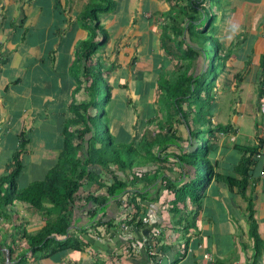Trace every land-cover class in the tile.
Wrapping results in <instances>:
<instances>
[{"label":"crops","instance_id":"1","mask_svg":"<svg viewBox=\"0 0 264 264\" xmlns=\"http://www.w3.org/2000/svg\"><path fill=\"white\" fill-rule=\"evenodd\" d=\"M114 1L115 9L97 13V21L94 14H88L87 7L100 0H0V182L3 188L8 187L4 177L15 168L18 159L22 164L18 184L24 186L45 177V170L48 173L60 153L70 145L74 146L72 153L81 156L89 142L92 144L93 131L82 138L74 105L88 96L84 90L86 80L82 71L86 61L82 52L92 30H96L95 23H100L109 34L100 52L104 77L110 85L105 117L113 141L141 145L143 139H152L159 133L157 117L162 112L159 80L165 66L159 61V51L151 54V45L160 49L167 8L163 0ZM218 11L221 22L215 38L225 44V51L221 44L219 53L221 49V55L227 57L213 89L216 96L221 93V98L223 94L233 96L231 107L223 111L233 110L235 114L230 121L221 119L230 128L217 134L209 158L222 177L247 175L246 195L252 198L257 229L264 241V174H261L264 158H256L254 153L258 143L264 140V0H225ZM108 67H111L109 74ZM78 78L83 82L79 84ZM247 117L253 120L251 125L246 123ZM140 152L145 155L143 149ZM150 163L142 167L148 170V175L160 170L174 179L179 177L177 163L170 171L159 163ZM92 168L108 176L103 167ZM107 168L115 169V165L110 163ZM128 173L116 169L115 174L124 180ZM140 180L145 184L140 186L152 192L151 198L163 189L159 177L151 182L145 177ZM83 181L80 190L85 187L87 190L89 185L99 195L104 189L96 190L97 184L92 180ZM79 202L76 224L88 223V208L93 205L83 199ZM154 202H144L149 207L144 213L149 223L141 228L130 225L128 232L117 228L110 236L98 237L89 227L81 235L86 243L81 250L38 259L31 256L21 264H172L179 249L170 245L160 255L152 256L142 248H132L137 242L147 247L152 242L153 231L167 223L160 204L158 212ZM112 203L98 217L104 214L105 219L117 223L122 209ZM246 205L237 187L230 189L223 178L212 180L201 200L197 228L189 233L190 246L176 264H264V243L260 255L255 256L254 241L249 235L251 225L244 214ZM22 207L23 204L14 201L3 208L0 200V225L9 224V232L12 231L16 220L13 218ZM25 210V215L18 214L29 220L27 215L35 213ZM41 226L42 223L27 229L34 232ZM227 238L232 241V247ZM174 249L177 251L173 252Z\"/></svg>","mask_w":264,"mask_h":264},{"label":"trees","instance_id":"2","mask_svg":"<svg viewBox=\"0 0 264 264\" xmlns=\"http://www.w3.org/2000/svg\"><path fill=\"white\" fill-rule=\"evenodd\" d=\"M179 1H183V4L176 9L180 4ZM167 2L169 3V0ZM208 2V0H172L170 2L171 9L164 13L162 21L161 43L165 52L168 55L179 56L181 60L187 59V63L181 66L182 71L178 73H172L163 67L159 80L160 97L166 94L167 98V105H162L160 102L161 110H176L188 127L190 145L185 151L180 150L179 153L174 154L176 158L174 164L179 165V177L174 179L160 170L149 180L147 178L148 170L140 175L143 165L150 162H152L150 164L159 161L165 162L169 159L170 153L164 154L162 150L170 142L178 139L174 133H171L170 136L157 133L152 139H143L141 145H137L133 141L124 144L113 141L105 117V105L111 97L110 85L104 77L103 62L100 61L102 60L101 54L95 55L101 48L100 46L103 47L107 43L109 34L102 27V36L96 39L98 32L92 30L91 37L82 52V57L86 61L82 71L83 78L86 80L84 90L88 96L74 105L76 122L81 126L82 138L93 131L92 144L89 142L86 152H81V156L73 154L74 146L70 145L60 153L58 160L45 177L24 186L18 184V177L22 169L21 161L18 159L15 168L4 177V182L8 187L3 188V184L0 182V200L3 208L16 201L34 213L43 216L44 219L42 226L34 232L27 229L26 221H21L13 226L11 232L4 234L2 247L9 251V264H21L31 256L38 259L55 253L81 250L86 244L81 239V235L86 233L89 227L92 228L96 236L103 237L106 234L109 236L114 234L117 228H122L124 224L141 228L144 224L149 223H144L142 220V217L147 216L144 213L149 209L144 202L156 201L160 196L161 189L157 190L155 196L151 198L152 192L149 188H137L136 186L137 181L144 177L148 182L157 177L162 179L161 187L165 189L167 198L162 202L160 210L161 212L171 211L174 216L172 225L167 223L162 226V229L153 231L152 242L148 243L146 247L150 256L160 255L167 245H170V248L179 249V255L172 261V264H176L185 255L190 246L191 234L189 233L197 228L196 217L202 208L201 200L206 188L212 180H221V178L225 180L230 189L237 187L247 201L244 214L247 222L251 225L249 235L254 241L255 256L260 255L264 241L257 229L252 198L246 195L247 175L243 173L240 178L222 177L220 173L216 172L215 165L209 158L217 134L227 132L230 127L220 122L214 123L212 119L214 112L212 102L215 99V93H212V90L217 77V61L221 60L222 68L223 60L227 55H220L221 44L216 38L212 40L209 27L214 23L217 14L216 8H211ZM115 6L114 0H100L98 4L88 5L87 11L88 14H94L99 21L97 13L113 11ZM192 12H196V14ZM205 22L207 25L203 26ZM170 30L180 36V39H172L169 35ZM170 40H173L174 43L169 42ZM209 41L212 42L213 49L211 51L206 48L201 49L203 45L207 47ZM193 43L197 45H193ZM197 48H200V51ZM211 52L214 55L213 59L209 61ZM195 55L202 56L207 62L206 66L199 69L198 72L195 67L193 71H190L192 62L196 59ZM110 69L111 67L106 68L107 74L110 73ZM77 81L79 84L83 82L79 78ZM102 83L104 92L101 91ZM101 103H103L102 107L99 106ZM98 108L100 112L98 120L105 125L107 141L99 139L98 134L94 131V125L98 121L96 117ZM94 143H96L95 146ZM155 146L156 149H154ZM141 149L144 150L145 155L141 154ZM256 151L257 149L254 153ZM110 163L115 165V169L107 168ZM93 166H101L106 169L109 179L105 178L104 180L101 177L102 174L92 168ZM240 166H244V164ZM136 168L139 170L136 171ZM116 169L122 172L128 170L131 179L123 180L120 175L115 174ZM84 179L96 183V190L104 187V192L99 195L95 192L85 195L83 201L93 205L88 208L89 222L76 224L75 212L80 208L77 198H82L79 196V191ZM124 193L128 195L126 217L120 223H116L114 219H105L103 211L110 201L118 203V208L123 207L121 205ZM191 194H194V198ZM100 212L104 214L98 217ZM4 214L8 213L5 211ZM73 221L75 222L73 223ZM170 226H172L173 236H170ZM15 234H19L26 243V246L20 250L15 249L16 243L13 238ZM178 245H184V250L181 251L182 246L179 248ZM15 253L16 256H13ZM5 258L6 256H3L0 248L1 264ZM15 260L18 261L15 262Z\"/></svg>","mask_w":264,"mask_h":264},{"label":"rangeland","instance_id":"3","mask_svg":"<svg viewBox=\"0 0 264 264\" xmlns=\"http://www.w3.org/2000/svg\"><path fill=\"white\" fill-rule=\"evenodd\" d=\"M171 1L172 0H169V3H168L166 0H163V3L165 5L164 7L167 8V10H169V11L171 9V7H170V2ZM208 1H209L208 2L209 3V6L211 8L212 7L213 8L215 7L216 9L218 8V10H221V1L224 2L225 0H208ZM233 1H235V0H233ZM91 3H94V2H91ZM166 3H167L168 6H166ZM179 3L180 4H178V6L176 7V9L178 7H181L182 6L183 1H179ZM90 5L93 6L95 4H90ZM167 10H165V12ZM218 10L215 11L216 14L217 13L219 14V11ZM192 13L193 14H196V12H192ZM94 22H96V20H94ZM220 22H221V19H219V16H217V18L215 19L214 23L209 27L210 34L212 35V40L217 35V32H218L219 27H220ZM206 25H207V22H205L203 26H206ZM95 28H96V30L98 32L99 38H101V36H102V27H100V23H98V24L95 23L94 26H93V29H95ZM169 35H170V37L172 39H178V40L180 39V36L175 35L173 30H170L169 31ZM119 42L121 43V41L118 40V43ZM169 42L174 43L173 40H170ZM221 44L223 45V48H224V51H225V48H226L225 44H223L222 41H221ZM193 45H197V44H194L193 43ZM100 47L102 48V46H100ZM205 48L206 49H209V51H211L213 49L212 42L209 41L208 44H207V47H205L203 45L201 49H205ZM223 48H222V50H223ZM100 49L98 50L99 51L98 53L99 54H102L100 52ZM197 49L200 51V48H197ZM136 50L137 49L135 48L134 51L136 52ZM152 51H154V52L159 51L160 52V59H159V61L160 60L162 61L163 66H165L164 67L165 70H167V71L170 70L172 73H174V72L178 73V72L182 71L181 66L182 65L184 66L185 63H187V59L186 60H184V59L181 60L179 58V56L168 55L165 52V49L162 46V43L160 44V49L159 50H158V47L151 45V54H153ZM213 55L214 54H212V52H211V54L209 55V58H208L209 61L211 59H213ZM220 55H221V49H220ZM195 58L196 59H194L193 62H192V65H191L192 68L190 69V71H193L194 70V67H195V68H197V72H198L199 69H201V68H203V67L206 66V63L207 62H205V60L200 55H195ZM100 61L102 63L103 62V59L100 60ZM217 73L219 75L218 77L220 78L221 77V60L220 59H218V61H217ZM214 83L216 85L217 84V80ZM101 91L104 92L103 83H102V89H101ZM213 92H215L214 89L212 90V93ZM85 94L87 95V93H85ZM103 95H104V93H103ZM214 96H215V99H214V102H212L213 103L212 104V109L214 108L213 118L212 119H213L214 123H216V122H220L221 123V119L222 120H228V121H230L231 118L234 117L235 112L233 110H231V111H229V110L228 111H223V110L225 108H230L231 107V105H232L231 104V100H232V97L233 96L232 95L229 96L227 94H223V96L221 98V93L218 96H216V95H214ZM159 98L161 100L162 105L163 104L167 105L166 94L162 95V97L159 96ZM102 105H103V103H101V105H99V106L102 107ZM221 105H222V108H223L222 110H221ZM165 108H167V107H165ZM232 108H234V107H232ZM239 114H241V113H239ZM99 116H100V112H99V108H98L97 116H96L97 117V120H98V117ZM157 120H159L160 127L162 128V129H160V128L158 129L157 128L158 131H159V133H162V134L168 135V136H170L171 133H174L176 135V137L178 138L176 141L170 142L168 144V146L166 148H163V150H162L164 154L170 153L169 159L166 160L165 162H162V161H159L158 162L160 164L159 166L160 167L162 166L164 168V170H166V171H170L171 169L174 170L175 169V164L174 163H175V159H176L175 158V155L177 153H179L180 150H182V152L185 151L187 149V147L190 145L188 127L186 126V124L184 123V121L181 119L179 113L176 110H174V109L173 110L172 109H165V110H163L160 113V115H158ZM245 120H246V123L248 125H251V123L253 122V120H250L248 117ZM255 120H257V118H255ZM192 125H194V124H192ZM94 131L98 134V138L99 139H101L102 141H107V132H106L105 125H104L103 122H100V120H98L97 123H95V125H94ZM84 167H86L85 164H84ZM143 169L145 170V168H143ZM146 169H148V168H146ZM203 171H204V169H203ZM99 173L102 174L101 177L104 180H105V178L108 177L107 175H105L106 172H99ZM46 174L47 173H46V170H45V175ZM141 174H142V172L140 173V175ZM153 177L154 176H153V172H152V173H150L148 175L147 178H153ZM38 178L41 179L43 177H38ZM125 178H127V180H130L131 179V175L130 174L129 175L125 174ZM107 179H109V178H107ZM140 185H145L144 184V181H142V180L137 181V184H136L137 188H142ZM91 187L92 186L89 187V185H88L87 190L90 189L89 191H87L85 189L86 187L85 188H82L79 191V194H80L79 196L82 197V198H79V199L77 198V200H78L77 203H80L79 201H81L85 197L86 194H89V193L95 191ZM103 190L104 189H102V191H100L99 193L100 194L103 193ZM191 195H193V198H194V194H191ZM166 196H167L166 195V191L162 189L160 191L159 198L156 199V201H155L156 203L155 202L153 203V204H155L157 206L158 212H159L158 206H159V204H160V206L162 205L161 204V200H163ZM127 200H128V195H127V193H124L123 196H122V204L125 205V203L127 202ZM112 205H115L116 208L118 207V203H116L115 201H113ZM24 207L19 208V210H18L19 212H21L22 215H25V212H26L25 209H27L28 211L30 210L27 207H25V208ZM162 213H165V217H166L167 223H168V225H170L173 222V219H174V216L171 214V211H165V212H162ZM155 214H157V211H156ZM27 217H28L29 220H25L23 216L21 217L20 214H18V216L16 218L15 217L13 218V220L16 219L14 225L17 224V223H21V221L22 222L23 221L24 222L26 221V226L27 227H31V225H37V224L40 226L41 223H43V220H44L43 219V216H40L38 213H35L34 215H27ZM167 223H165V224H167ZM13 226H11V227H13ZM169 229L171 231L170 236H173L174 234H173V231H172V226H170ZM6 232H9V224H5V225L4 224H1L0 225V248H1V251L3 252V256L4 257L7 255V253H6V250L4 249L5 247H2L3 246V240H2L3 238L2 237H4V234H6ZM125 232H128V230H125ZM91 233H93L95 235V233H94L93 230H91ZM13 238H14L15 243H16L15 244V249L16 250H20L21 248H23L24 246H26V243L24 242V240L22 239V237L19 234H15ZM175 238H176V236L174 237V239ZM227 242L232 247V241L230 240V238H227ZM182 249L184 250V245H182V248L180 250L183 251ZM176 251L177 250H175V249L173 250V252H176ZM16 253H18V252L16 251ZM16 253L13 256H16ZM177 253H178V251L176 252V254ZM4 262H3V264H4ZM0 264H1V262H0Z\"/></svg>","mask_w":264,"mask_h":264},{"label":"built area","instance_id":"4","mask_svg":"<svg viewBox=\"0 0 264 264\" xmlns=\"http://www.w3.org/2000/svg\"><path fill=\"white\" fill-rule=\"evenodd\" d=\"M262 88L264 89V79H263V84H262ZM256 158H264V140L262 142L258 143V148L257 151L255 153ZM143 169V168H142ZM141 169V172L143 173L145 170ZM139 170L138 168H136V171ZM261 174H264V171L261 172ZM123 207H121L123 210L120 212L119 216L117 217L116 221L117 223H120L125 217H126V211L128 210L127 207V203H125V205L122 204ZM142 220L144 223L149 222V217L145 216L142 217ZM130 225L128 224H124L122 225V228L119 227L118 231H125V230H129ZM133 238V237H131ZM132 248L134 249H138V248H142L144 250H146V247H143V242L140 244L139 242L135 243V245H132Z\"/></svg>","mask_w":264,"mask_h":264},{"label":"water","instance_id":"5","mask_svg":"<svg viewBox=\"0 0 264 264\" xmlns=\"http://www.w3.org/2000/svg\"><path fill=\"white\" fill-rule=\"evenodd\" d=\"M4 249L6 250V253H7L4 264H9L10 262L9 251L7 248H4Z\"/></svg>","mask_w":264,"mask_h":264}]
</instances>
